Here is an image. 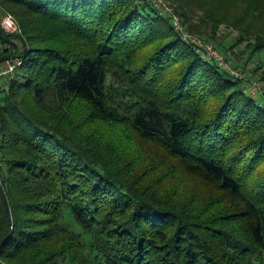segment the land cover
<instances>
[{
  "label": "trees",
  "instance_id": "obj_1",
  "mask_svg": "<svg viewBox=\"0 0 264 264\" xmlns=\"http://www.w3.org/2000/svg\"><path fill=\"white\" fill-rule=\"evenodd\" d=\"M168 1L0 0V264H264V0Z\"/></svg>",
  "mask_w": 264,
  "mask_h": 264
},
{
  "label": "rangeland",
  "instance_id": "obj_2",
  "mask_svg": "<svg viewBox=\"0 0 264 264\" xmlns=\"http://www.w3.org/2000/svg\"><path fill=\"white\" fill-rule=\"evenodd\" d=\"M165 2L166 3H169L168 0H166ZM169 5H170V3H169ZM6 16H12L13 19H14V22L16 24V21H15V18H14L13 15L7 13L4 17H6ZM219 35H220V38H222L224 42H227V41L230 42V41H233V39L236 38L237 33L236 32H233V31L226 30L224 27H222L220 29ZM193 37L196 38L195 35ZM211 43H212L213 47L216 48L217 43L216 44L214 42H211ZM245 47H246V43H240V44H238L237 46H235V48L232 51H229L228 52L227 57L229 58L228 65H229V67L231 66L230 69L233 72H235V73H240L241 72L240 73V76L247 78V77H249V75H253V74L250 73V71H252V69L255 68V65L258 66L259 63L256 61L257 59L251 60L249 62L247 61V63H246L247 65H246L245 69H242V66L241 65L243 63H245V57H246V56L243 57V54L244 53L242 51H244ZM216 50H217V52H219L220 55H222V57H225L226 53H224L223 51L218 50V49H216ZM226 62H228V61L226 60ZM236 63H239L240 64V67H236ZM259 74H260V72H258L257 74L253 75L252 78L254 79L253 81L257 83V85H259V86L261 85L260 87L263 88V90L261 89V91H264V84H262V83H260L258 81L259 80V77H260ZM1 85H2V79H0V87H1ZM257 89L258 88H255V89H252V90H253L254 95L257 96V97H259L260 92ZM137 146H138V144H137ZM137 146H135V144H134L133 148H135ZM146 147H140L139 152L140 153H143L145 155V156H141V157H144L145 158V162L146 161L149 162L150 159H151V158L149 159V157H151V156H149V154L146 153L147 152L146 151L147 150ZM152 155H153V153H152ZM155 175H158V174H155ZM193 183H194V181L191 180L190 178H185V177L181 176V178H180L179 181H176L173 178H169V180H167L164 183L163 182H160L159 187H164L165 188V191L167 190L166 193L169 194V192L173 189V186L176 184V186L174 188H176V190L178 191V193H181L182 196H184V198L186 199V201L188 199H190V198H193V196L191 194H194V195H204V194H208V192L210 191V190H208L210 187L207 188V189H205V190H202L203 187H201V185L199 187V184L196 185V184H193ZM179 188H181L182 190L179 189Z\"/></svg>",
  "mask_w": 264,
  "mask_h": 264
},
{
  "label": "built area",
  "instance_id": "obj_3",
  "mask_svg": "<svg viewBox=\"0 0 264 264\" xmlns=\"http://www.w3.org/2000/svg\"><path fill=\"white\" fill-rule=\"evenodd\" d=\"M141 1L150 3L156 8H159L164 13L168 14L172 18L175 27L183 32L179 17L176 15L175 10L171 6V4L169 5V3L165 2L166 0H141ZM1 25H2V28L6 32L12 33V32H15L17 29V26L12 16L4 17ZM185 38L201 49L200 51L204 54V58L206 61H209V62L216 61L220 67H222L225 70L231 71L235 77L242 78L240 76V73H235L230 69L231 66L229 67L228 65L229 62H226L225 58L222 57V55H220L219 52H217V50L213 48L212 45L204 42L203 40L195 38L193 36L186 35ZM20 65H21V61L18 59L17 60H7L4 63V65L0 67V77L5 78V77H9L13 75L15 69L19 67ZM254 86L258 88L257 90H259V92L261 93V87L257 85V83H254Z\"/></svg>",
  "mask_w": 264,
  "mask_h": 264
}]
</instances>
